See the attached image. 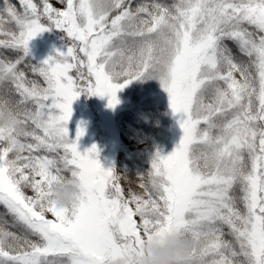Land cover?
Returning <instances> with one entry per match:
<instances>
[{
	"label": "snow or ice",
	"instance_id": "1",
	"mask_svg": "<svg viewBox=\"0 0 264 264\" xmlns=\"http://www.w3.org/2000/svg\"><path fill=\"white\" fill-rule=\"evenodd\" d=\"M56 3L0 9V86L17 97L0 101V205L24 228L0 227V264L134 260L171 232L189 264H264V0ZM53 29L63 49L33 63L31 42ZM151 79L183 134L126 193L127 171L105 167L96 144L80 150L73 104L107 97L114 110L119 92ZM73 183L80 196L57 208L53 191Z\"/></svg>",
	"mask_w": 264,
	"mask_h": 264
},
{
	"label": "rangeland",
	"instance_id": "2",
	"mask_svg": "<svg viewBox=\"0 0 264 264\" xmlns=\"http://www.w3.org/2000/svg\"><path fill=\"white\" fill-rule=\"evenodd\" d=\"M136 1L139 3L140 0ZM15 2L20 10L19 0H15ZM51 2L54 6L60 7L56 0H51ZM165 2L171 3L172 0H165ZM8 27L14 29L15 25H8ZM64 44V34L59 30L53 29L45 32L31 42L30 58L33 63H39L49 55H54L55 49H63ZM230 45L236 49L234 44L230 43ZM5 53V58H11L14 55ZM27 74L30 79L34 78L30 71ZM9 88L10 86H0V101L8 100L11 104H14L17 97ZM118 95L121 103L114 110L107 106V97L81 95L73 104L74 114L69 127L74 138L77 126L83 122L86 127V135L80 141V150L84 151L93 144L98 145L101 149L100 158L104 166L112 167L114 165L116 170L123 175L121 155L123 154L124 160H128L132 154L136 153L134 151L130 153L131 143L125 130L127 124L147 119L150 114L154 116V108L157 105L165 107L166 115H168V124L163 126L165 129L161 131L162 134L158 138L157 147L154 149L155 153L160 150L164 155L174 150L183 133L178 123L179 117L173 114L168 94L158 80L135 81L119 92ZM133 149L135 150V148ZM128 179L121 181L126 193L132 187ZM132 189L139 193L136 188L132 187ZM28 194L32 195V192L29 190ZM2 206H0V211H5ZM3 217H6L3 219L5 224L0 223V227H5L18 234L24 232L23 226L16 223L11 215L8 213L6 215L3 212Z\"/></svg>",
	"mask_w": 264,
	"mask_h": 264
},
{
	"label": "clouds",
	"instance_id": "3",
	"mask_svg": "<svg viewBox=\"0 0 264 264\" xmlns=\"http://www.w3.org/2000/svg\"><path fill=\"white\" fill-rule=\"evenodd\" d=\"M79 196L80 187L73 183L56 188L52 194V202L57 208H66L71 206ZM189 259L187 243L180 234L171 232L153 236L150 241H146L142 255L135 257L134 260L125 255L112 261V264H189Z\"/></svg>",
	"mask_w": 264,
	"mask_h": 264
},
{
	"label": "trees",
	"instance_id": "4",
	"mask_svg": "<svg viewBox=\"0 0 264 264\" xmlns=\"http://www.w3.org/2000/svg\"><path fill=\"white\" fill-rule=\"evenodd\" d=\"M10 2L13 3L18 9L15 0H10ZM3 4L4 0H0V9H2ZM229 46L233 49V52L236 53L238 59H247L246 57L240 56L232 45ZM5 54L6 53H4V55ZM166 114V108L162 105H157L156 108H154V116H151L150 114V117L145 120L140 122H132L129 125L127 124V128L125 129L126 133H128L127 137L129 138V142L131 143L130 151H134L136 153L132 154L128 160H125L122 163L121 169L127 171L129 178L128 182L139 192L142 190L137 187L139 181L137 180L136 175L146 171L149 167L150 161L155 151L154 149L158 144V138L161 136V131L164 129L163 126L168 124V115ZM133 148H135V150ZM2 214L3 213L0 212V223L5 224L3 223ZM225 230L227 231V229Z\"/></svg>",
	"mask_w": 264,
	"mask_h": 264
}]
</instances>
